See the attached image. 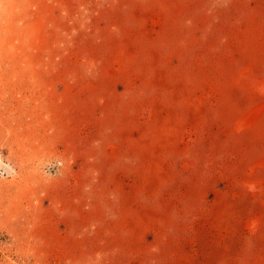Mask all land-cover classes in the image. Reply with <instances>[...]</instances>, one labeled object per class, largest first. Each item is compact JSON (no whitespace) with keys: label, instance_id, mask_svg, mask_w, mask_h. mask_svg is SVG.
<instances>
[{"label":"rangeland","instance_id":"rangeland-1","mask_svg":"<svg viewBox=\"0 0 264 264\" xmlns=\"http://www.w3.org/2000/svg\"><path fill=\"white\" fill-rule=\"evenodd\" d=\"M0 264H264V0H0Z\"/></svg>","mask_w":264,"mask_h":264}]
</instances>
